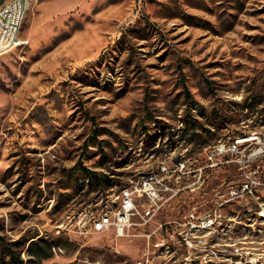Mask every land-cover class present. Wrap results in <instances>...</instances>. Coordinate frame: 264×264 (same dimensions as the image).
<instances>
[{
    "label": "rangeland",
    "instance_id": "obj_1",
    "mask_svg": "<svg viewBox=\"0 0 264 264\" xmlns=\"http://www.w3.org/2000/svg\"><path fill=\"white\" fill-rule=\"evenodd\" d=\"M20 38L0 55V264H264V0H28ZM124 189L125 234L91 231Z\"/></svg>",
    "mask_w": 264,
    "mask_h": 264
},
{
    "label": "built area",
    "instance_id": "obj_2",
    "mask_svg": "<svg viewBox=\"0 0 264 264\" xmlns=\"http://www.w3.org/2000/svg\"><path fill=\"white\" fill-rule=\"evenodd\" d=\"M27 9L28 0H0V55L26 42L20 38V34ZM158 184H163L161 177L154 172H149L142 175L135 190L140 196L147 194L148 200L155 205L160 198ZM131 193L129 189H124L122 194H118L117 198L122 200L120 207L119 205L111 206L109 202H106L104 207L97 209L96 214L86 215V222L90 224L89 229L94 232H103L114 225L119 235L125 234L132 209L135 208ZM112 201L115 202L117 199Z\"/></svg>",
    "mask_w": 264,
    "mask_h": 264
},
{
    "label": "trees",
    "instance_id": "obj_3",
    "mask_svg": "<svg viewBox=\"0 0 264 264\" xmlns=\"http://www.w3.org/2000/svg\"><path fill=\"white\" fill-rule=\"evenodd\" d=\"M78 163L82 165V161H79ZM29 248H30L29 250H30V252H32V254L37 255L41 259L50 257L53 254V251H52L53 244L52 243L33 242L30 244ZM19 261H20V258L17 259L16 255L12 253L11 262L13 264H16Z\"/></svg>",
    "mask_w": 264,
    "mask_h": 264
}]
</instances>
